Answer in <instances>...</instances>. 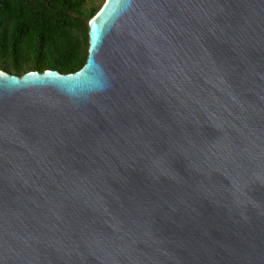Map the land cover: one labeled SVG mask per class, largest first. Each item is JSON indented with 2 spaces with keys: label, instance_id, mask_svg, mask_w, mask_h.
Instances as JSON below:
<instances>
[{
  "label": "water",
  "instance_id": "95a60500",
  "mask_svg": "<svg viewBox=\"0 0 264 264\" xmlns=\"http://www.w3.org/2000/svg\"><path fill=\"white\" fill-rule=\"evenodd\" d=\"M88 36L0 72V264H264V0H106Z\"/></svg>",
  "mask_w": 264,
  "mask_h": 264
},
{
  "label": "trees",
  "instance_id": "16d2710c",
  "mask_svg": "<svg viewBox=\"0 0 264 264\" xmlns=\"http://www.w3.org/2000/svg\"><path fill=\"white\" fill-rule=\"evenodd\" d=\"M105 2L0 0V72H78L88 57L89 22Z\"/></svg>",
  "mask_w": 264,
  "mask_h": 264
},
{
  "label": "rangeland",
  "instance_id": "374dc122",
  "mask_svg": "<svg viewBox=\"0 0 264 264\" xmlns=\"http://www.w3.org/2000/svg\"><path fill=\"white\" fill-rule=\"evenodd\" d=\"M100 3H101V2H100ZM100 3H99V4H100Z\"/></svg>",
  "mask_w": 264,
  "mask_h": 264
}]
</instances>
